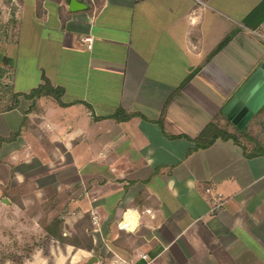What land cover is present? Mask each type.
<instances>
[{
	"label": "crops",
	"instance_id": "0c3cea01",
	"mask_svg": "<svg viewBox=\"0 0 264 264\" xmlns=\"http://www.w3.org/2000/svg\"><path fill=\"white\" fill-rule=\"evenodd\" d=\"M16 2L3 45L15 47L14 93L47 78L68 105L20 97L0 111L10 138L0 145V223L17 222L18 237L31 223L63 245L57 264H264V153L232 139L191 150L189 139L225 123L223 108L264 62L254 32L264 37V5L249 18L264 0ZM119 108L132 117H112ZM255 118L263 136L264 111ZM208 188L225 200L216 212ZM53 205L66 238L90 217V249L30 215ZM125 212L131 230L119 226ZM40 252L25 264H43Z\"/></svg>",
	"mask_w": 264,
	"mask_h": 264
},
{
	"label": "rangeland",
	"instance_id": "374dc122",
	"mask_svg": "<svg viewBox=\"0 0 264 264\" xmlns=\"http://www.w3.org/2000/svg\"><path fill=\"white\" fill-rule=\"evenodd\" d=\"M4 1L7 0H0V9L3 10L2 16L0 17V73L3 72V76L0 74V96L4 95V91H6V87H10L11 84L9 83V69L8 67H13V61L15 54L13 52L14 45H6V50L3 49L5 46V43L8 41L9 32L7 31V24H9L11 20V14L12 11H16L18 9V3L16 0L12 2L11 0V8L5 7ZM14 3V6H13ZM2 27L4 29H2ZM4 45V46H3ZM11 53V54H10ZM13 53V54H12ZM12 66V67H11ZM2 76V77H1ZM3 93V94H2ZM14 93V92H13ZM12 96L6 95V98L4 99V102H2V99L0 97L1 106L5 108V106L10 105ZM9 102H7V101ZM264 128V127H263ZM261 130V129H260ZM256 134H260L259 132H255ZM262 134L264 136V130L262 131ZM262 136V135H261ZM262 136V140H264V137ZM257 137V136H256ZM1 138V137H0ZM9 141V137H4ZM6 142L5 140L2 141V144ZM262 142V141H261ZM1 144V145H2ZM39 165L35 164V168H38ZM37 170L36 172H38ZM7 193V192H5ZM4 193V194H5ZM21 195V194H20ZM65 197H67V194L64 193ZM63 198V197H62ZM56 205V204H55ZM55 205L48 206V207H32L30 210L31 216H38L40 220V226L42 229L45 230V226L50 223V220H48V216L51 213L53 216H55L56 212H53L55 209ZM52 211V212H51ZM17 213L9 212L4 214L5 217H8L12 215L13 217ZM63 215V214H62ZM58 217V219L61 222V228L62 232L64 231L66 224L64 223V219L61 218V214L56 215L54 218ZM90 217L85 215L82 219L77 221L74 226L75 230L73 231L74 234H72L68 239L70 241H73L74 243H80L82 245H85L89 242H91V238L89 235V229H90V223H89ZM17 222L9 223H0V264H25L28 261H35V253L36 250L41 249V252L39 253L37 259L43 258V264H57L60 260V257L62 255H68V253H65L63 250V245L61 244H54L46 238L44 233H41L40 230H36L33 228V224H28V228L24 229L21 233V236L18 237V231L17 230ZM21 227V225H20ZM62 243V242H61ZM69 244V243H67ZM69 256V255H68ZM67 256V257H68ZM66 257V258H67ZM68 259V258H67Z\"/></svg>",
	"mask_w": 264,
	"mask_h": 264
},
{
	"label": "trees",
	"instance_id": "16d2710c",
	"mask_svg": "<svg viewBox=\"0 0 264 264\" xmlns=\"http://www.w3.org/2000/svg\"><path fill=\"white\" fill-rule=\"evenodd\" d=\"M8 2H9V0H8ZM263 5H264V3L259 8H257V10L254 11L250 15L249 18L254 17L258 13L259 9L263 7ZM15 13H16V8L14 11H12V15H14ZM249 18H248V20H249ZM226 41L221 43L218 46V48L216 49V51L221 49L224 46V44L226 43ZM3 72L4 71L2 70V73H0L2 76H3ZM5 88H6V91H4L5 92L4 95L0 96L2 99V102H4V99L6 98V95H8V94L12 96V99H11L10 105H8V106L6 105L5 108H3L0 105V111H8V110L16 108L19 105L20 97L30 98V99L41 98V97H50L53 100H55L57 103H59L60 105H64V106L68 105L62 101V95L64 93V89L60 86H54L52 84V82L47 78L44 79V83H42L39 86H37L36 88H34L30 93H25V94L24 93L23 94L13 93L14 91H13L12 86L6 87V85H5ZM171 97H170V99H171ZM7 102H9V101H7ZM0 104H1V102H0ZM263 111H264V107L261 109L259 114L262 113ZM111 116L116 118L119 121H126L132 117V114L126 112L123 108H119ZM225 119H226L225 123H222V120L220 118L213 120L202 130V132L197 137L189 138V139H191V141L194 144V146L191 148V150L209 147L212 144H214L217 139H227V140L232 139L237 144L242 146L244 149L248 148V146H247L248 143L253 142L255 144V146L257 147V149L253 153H250L251 155H258V154L264 153L263 145L256 142L254 139V137L256 135L255 132H259L261 129L259 124H257V122H256V118L252 120L250 125H248L247 127L243 128V129H239L236 125L233 124V122L230 119H228V118H225ZM180 137H181V135H180ZM3 140L8 141L6 138H0V145L2 144ZM90 221L91 220H89V223H90ZM44 228L47 231V233H49L55 239H57L58 241H60L62 243H69V244H72V245H75V246H78L81 248H86V249H90L92 247L91 242H89L85 245H82V244L77 243V242L74 243L73 241H70L68 238L64 237L63 232H62V228H61V222L58 219V217L54 218Z\"/></svg>",
	"mask_w": 264,
	"mask_h": 264
},
{
	"label": "water",
	"instance_id": "95a60500",
	"mask_svg": "<svg viewBox=\"0 0 264 264\" xmlns=\"http://www.w3.org/2000/svg\"><path fill=\"white\" fill-rule=\"evenodd\" d=\"M263 107L264 62L228 101L223 112L233 124L243 129Z\"/></svg>",
	"mask_w": 264,
	"mask_h": 264
},
{
	"label": "built area",
	"instance_id": "2783aa9c",
	"mask_svg": "<svg viewBox=\"0 0 264 264\" xmlns=\"http://www.w3.org/2000/svg\"><path fill=\"white\" fill-rule=\"evenodd\" d=\"M254 32L256 34H258L259 36H261L262 38H264L263 35L260 34L259 32H256V31H254ZM92 40H93V38L90 36L85 38V41L89 42V43ZM207 191L213 195L211 198V202L213 205L212 211L216 212L223 206L225 200L221 194L212 191L210 188H208ZM128 214H129L128 212H125L122 220L119 222V226L125 230H131L134 227V223H135V218L132 215H128ZM92 216H93L94 224L99 225V220H100L99 216L97 214H93V213H92ZM142 257L147 258L146 255H143ZM114 264H121V263L119 260H115Z\"/></svg>",
	"mask_w": 264,
	"mask_h": 264
}]
</instances>
